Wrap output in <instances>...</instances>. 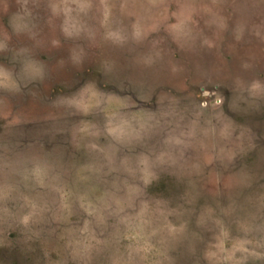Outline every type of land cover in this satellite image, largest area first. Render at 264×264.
<instances>
[{
    "label": "rangeland",
    "instance_id": "1",
    "mask_svg": "<svg viewBox=\"0 0 264 264\" xmlns=\"http://www.w3.org/2000/svg\"><path fill=\"white\" fill-rule=\"evenodd\" d=\"M0 264H264V0H0Z\"/></svg>",
    "mask_w": 264,
    "mask_h": 264
}]
</instances>
